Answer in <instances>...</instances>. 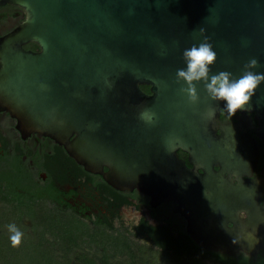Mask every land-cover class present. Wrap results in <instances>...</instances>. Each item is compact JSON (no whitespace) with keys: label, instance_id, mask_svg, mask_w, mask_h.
Returning <instances> with one entry per match:
<instances>
[{"label":"water","instance_id":"water-1","mask_svg":"<svg viewBox=\"0 0 264 264\" xmlns=\"http://www.w3.org/2000/svg\"><path fill=\"white\" fill-rule=\"evenodd\" d=\"M7 1L26 18L0 42V107L22 136L54 140L86 171L115 189L149 195L153 205L175 200L199 243L227 231L232 209L250 204L248 197L240 204L241 183L214 170L224 155L208 148L226 102L208 99L201 82L200 102L189 103L176 73L186 69L183 51L203 41L200 28L217 53L210 75L239 78L253 58L259 67L252 71L264 73V0ZM28 41L40 50H24ZM145 108L156 114L153 125L139 118ZM246 110L255 113L264 143V83ZM179 149L203 164L187 166Z\"/></svg>","mask_w":264,"mask_h":264},{"label":"flooded vegetation","instance_id":"flooded-vegetation-1","mask_svg":"<svg viewBox=\"0 0 264 264\" xmlns=\"http://www.w3.org/2000/svg\"><path fill=\"white\" fill-rule=\"evenodd\" d=\"M25 18L22 7L0 0V42ZM22 48L40 50L33 41L25 42ZM16 125L17 120L0 107V164L9 167L17 161L27 188L44 192L37 211L45 213L48 222L44 228L40 222L36 226L38 216L24 215L19 219L20 226L31 239L43 234L62 264L126 261L128 254L115 248L117 240L134 248L140 245L150 260L166 252L198 257L206 264H257L264 258V143L256 133L258 120L253 111L238 110L231 116L222 110L215 121L216 143L208 148L219 149L224 157L216 158L213 168L234 184L241 183L240 204L248 197L246 203L250 205L232 209L237 211L236 217L226 222L227 231L218 232L220 235L216 232L214 243H199L193 238L194 226L177 211L175 200L153 205L149 195L136 189H115L100 174L76 163L54 140L37 133L23 137ZM178 156L189 167L203 164L192 162L190 154L181 149ZM0 189L7 191V186ZM24 219L30 226L21 225ZM202 225L207 226L208 221ZM202 233L207 236L204 230Z\"/></svg>","mask_w":264,"mask_h":264},{"label":"trees","instance_id":"trees-1","mask_svg":"<svg viewBox=\"0 0 264 264\" xmlns=\"http://www.w3.org/2000/svg\"><path fill=\"white\" fill-rule=\"evenodd\" d=\"M140 87L144 92L149 93L148 85H140ZM2 158L3 156H0V162L3 161ZM3 164L5 163L3 162ZM1 165L0 187L1 185H6L7 191L0 189V264H62L63 262L54 255V250L49 247L51 245L43 234L38 239H31L23 231L21 245L15 248L12 246L8 225L15 224L19 229V219L22 216H38L36 226L37 224L40 225V223L43 228L46 226L47 218L45 213L39 214L37 211L40 201L43 200L44 192L34 187L27 188L22 166L17 161H12L9 167L5 166L6 164L4 167ZM60 231L61 233L64 232V230ZM65 231L68 232L69 229ZM59 238L60 236H58ZM115 239L117 240V237ZM121 241L122 244L117 240L115 248L121 249L122 253L128 254L127 260L116 261L114 264H206L198 257H184L177 254V252H173V254L168 252L166 254L159 253L154 259L150 260L148 259L149 255H143L140 245L138 248H134L130 244L125 243L124 240ZM104 261L107 260L104 259ZM241 264L253 263L242 262ZM257 264H264V258Z\"/></svg>","mask_w":264,"mask_h":264},{"label":"clouds","instance_id":"clouds-1","mask_svg":"<svg viewBox=\"0 0 264 264\" xmlns=\"http://www.w3.org/2000/svg\"><path fill=\"white\" fill-rule=\"evenodd\" d=\"M203 41L197 46L193 44L189 49L183 51V59L186 69H178L176 73V83L184 82L186 86H181L179 91L185 94L188 102L195 105L200 102V96L196 85L203 83L208 99L211 101L226 102V111L233 116L238 110H246L251 98L255 95L257 88L264 83V73L252 71L259 67L257 59H251L244 66V71L239 78L227 71L210 75V66L217 60V53L213 50V45L209 42L210 37L205 35V29H199ZM215 116V109L210 108L206 117L211 119ZM156 114L151 109L145 108L139 113V118L146 124L153 125ZM171 148H169V151ZM11 233L10 241L12 246L19 247L22 243L23 233L15 224L8 225Z\"/></svg>","mask_w":264,"mask_h":264},{"label":"rangeland","instance_id":"rangeland-1","mask_svg":"<svg viewBox=\"0 0 264 264\" xmlns=\"http://www.w3.org/2000/svg\"><path fill=\"white\" fill-rule=\"evenodd\" d=\"M0 205H1V204H0ZM21 225L26 226V227H27V226H30V225H29V222H28L27 219H24V220L22 221ZM23 229H24L23 227L19 226V230H20L21 232L24 231ZM26 230H27V229H26Z\"/></svg>","mask_w":264,"mask_h":264}]
</instances>
